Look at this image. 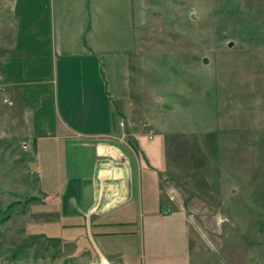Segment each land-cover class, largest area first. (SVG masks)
I'll use <instances>...</instances> for the list:
<instances>
[{
    "label": "rangeland",
    "instance_id": "1",
    "mask_svg": "<svg viewBox=\"0 0 264 264\" xmlns=\"http://www.w3.org/2000/svg\"><path fill=\"white\" fill-rule=\"evenodd\" d=\"M133 6L135 53L104 80L159 204L124 205L131 215L106 226L114 239L100 238V224L63 222L62 205L39 192L26 118L2 92L0 264H110L96 262L100 253L117 264H264V9L257 0ZM13 10L0 0V56L14 41Z\"/></svg>",
    "mask_w": 264,
    "mask_h": 264
},
{
    "label": "crops",
    "instance_id": "2",
    "mask_svg": "<svg viewBox=\"0 0 264 264\" xmlns=\"http://www.w3.org/2000/svg\"><path fill=\"white\" fill-rule=\"evenodd\" d=\"M257 1L264 9V0ZM133 5L134 0H14V41L0 56L4 93L27 121L40 194L62 205L68 218L63 222L100 224L102 240L116 238L110 233L118 231L107 225L131 215L124 205L161 199L142 153L122 136L104 80V69L114 72L117 62L135 53ZM70 253V259H81L79 252ZM100 254L96 262L117 264Z\"/></svg>",
    "mask_w": 264,
    "mask_h": 264
},
{
    "label": "built area",
    "instance_id": "3",
    "mask_svg": "<svg viewBox=\"0 0 264 264\" xmlns=\"http://www.w3.org/2000/svg\"><path fill=\"white\" fill-rule=\"evenodd\" d=\"M3 88H4V86L2 84V80L0 79V96H1L2 92H4Z\"/></svg>",
    "mask_w": 264,
    "mask_h": 264
},
{
    "label": "water",
    "instance_id": "4",
    "mask_svg": "<svg viewBox=\"0 0 264 264\" xmlns=\"http://www.w3.org/2000/svg\"><path fill=\"white\" fill-rule=\"evenodd\" d=\"M230 47H232V45H230ZM205 63H207V61H205Z\"/></svg>",
    "mask_w": 264,
    "mask_h": 264
}]
</instances>
